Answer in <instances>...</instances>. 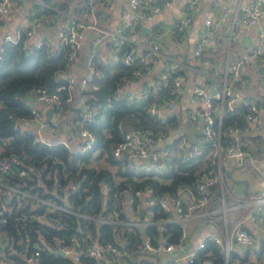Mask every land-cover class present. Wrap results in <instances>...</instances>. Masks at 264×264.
Returning <instances> with one entry per match:
<instances>
[{
    "label": "built area",
    "instance_id": "built-area-1",
    "mask_svg": "<svg viewBox=\"0 0 264 264\" xmlns=\"http://www.w3.org/2000/svg\"><path fill=\"white\" fill-rule=\"evenodd\" d=\"M79 0H75V4ZM107 3L106 0H82L84 11L75 13L67 4L64 8L48 3L45 0H35L30 11L29 23L26 28L17 29L14 35L4 34L0 39L4 43L16 44L21 39L22 47L47 46L53 52L64 50L66 60L73 61L76 57L83 29H99V20L96 15V6ZM172 0H126V7L119 14V24L113 30H101L109 39L110 55L106 57L112 64L128 66L133 63L134 57H138L137 66L132 70L131 78L124 80H138L147 78L143 87L132 93L122 92L121 85L117 87V93L133 101L143 98L150 91L157 96L161 88H167V96L159 101L152 100L146 107V112L165 121L168 116L160 113V107L169 111H176L179 96L184 88L185 74L181 72L182 63L176 57L162 52L157 42V29H151L149 35H140V27L149 21L153 14L169 6ZM200 0H185L182 15L175 24V31L183 36L193 21L195 11ZM219 10L215 19L206 18L199 33L198 40L193 48V55L204 65L202 74L208 79L206 85L195 84L187 98L190 104L196 107L188 113V119L197 126L199 134L212 146L211 154L216 163V170L204 173L195 181L194 189L181 188L175 194H164L158 197L151 196V188L122 189L119 194L124 197L105 212L97 215H82L91 221L106 224H122L135 226L140 231L138 253L143 254L146 264H216L215 259L209 254L199 256L209 242L219 246L224 254V264H229L230 254L234 246L241 251L237 256L244 257V264H257L256 253L260 250V240L255 238L245 227L246 220L254 224L255 228L264 236V217L256 213L252 206L264 202V188L248 198H232L228 201L225 196L226 189L223 181L222 169L230 159L244 160L252 158V152L244 147V140L252 134L253 128L264 123V100L260 101L258 95L247 91L248 79L243 75L242 69L247 64H254L264 49V24L261 18L264 16V0H246L237 7L229 29V43L238 40V33L242 26L256 27V39L250 43L235 58H228L221 70H218L205 55L215 28L227 17L229 10L215 0ZM12 6L11 0H0V18L5 16ZM60 15H65L67 20L56 29L53 40L49 44L43 37L32 39L42 26L49 24ZM122 41L130 43L118 54ZM97 40H93L85 62V73L80 77L79 84L82 89H96L92 82L97 74L94 58L97 56ZM161 59V67L156 77H151L153 60ZM75 80L67 76L63 82L58 83L53 89L45 87L31 88L30 95L43 105L57 106L60 103V92L64 91L69 99V94ZM264 90V85H263ZM263 102V104H262ZM237 103L247 109L245 120L247 125L233 124L225 129L221 127V116L225 108L233 109ZM29 114L12 118V128H19V124H37L36 129H45L53 132L58 127L54 118L48 121L42 120L38 108L29 106ZM80 122L78 130L71 140L46 141L32 131L33 142L38 141L47 145L59 143L73 153H84L91 150L94 142V134L84 128V122H95L103 118L101 105L98 103L84 102L79 111ZM172 116V115H170ZM245 136V137H244ZM264 142V136H261ZM152 143V142H151ZM199 151L200 148L193 149ZM114 157L124 156L127 164L138 160L152 166V160L156 158L151 144L141 131L127 130L123 132L119 140L112 148ZM151 155V159L147 160ZM21 160L13 155L0 156V187L8 189L12 196V203L0 204V223L4 221L5 212L11 208L24 209L28 216L39 221H57V218L66 214H76L64 205L56 204L51 200L40 196L36 191L19 186L6 185L1 181L9 170L19 167ZM139 168L140 166H136ZM23 173L18 168L17 174ZM264 178V174H261ZM76 183L68 178L63 189H75ZM102 191L107 190L105 183L101 184ZM124 213L127 218H119V213ZM80 215V214H76ZM171 224H178L180 231L174 239ZM200 226H209L193 242V234ZM3 247L0 244V250ZM62 256H71L75 264H107L121 262L122 250L119 245L112 242H100L95 238L87 237L83 248L70 247L59 248ZM40 249L35 248L24 257V264H42L39 259ZM86 257V260H82ZM235 263L238 262L234 258ZM0 264H12L10 260L1 257Z\"/></svg>",
    "mask_w": 264,
    "mask_h": 264
},
{
    "label": "trees",
    "instance_id": "trees-1",
    "mask_svg": "<svg viewBox=\"0 0 264 264\" xmlns=\"http://www.w3.org/2000/svg\"><path fill=\"white\" fill-rule=\"evenodd\" d=\"M45 1L51 3L50 0ZM52 4L64 8L67 3L65 0H54ZM71 11H84L82 0ZM128 45L129 42L122 41L118 54ZM1 48L0 156H16L21 160L19 167L23 170L18 175L19 167L13 166L1 181L6 185L36 191L40 196L80 214H66L55 222H46L30 218L24 209L12 207L10 212L3 213L4 221L0 223V244L3 245L1 257L10 260L12 264H24V257L38 248L42 264H75L71 256H62L57 250L62 247L81 250L87 237H91L100 242H112L121 248V262L107 264H146L143 254L137 251L140 242L137 227L95 222L82 215H97L113 207L116 200L124 197L118 194L124 188L133 190L150 187L153 197L173 195L181 188L193 190L195 181L202 174H212L216 170L210 142L200 135L204 141L199 151H193L192 146L178 132L183 122L177 114L161 121L146 112L150 101H159L167 96V88L159 89L157 96L150 91L143 98L133 101L117 93L120 83L131 78L138 57H134L132 64L123 66L112 64L99 54L93 61L97 74L92 82L96 89H83L81 92L84 102L100 104L103 112L101 120L82 124L95 136L92 149L79 154L59 143L47 145L33 142L31 132L12 128V118L29 114L28 97L31 88L53 89L63 82L70 61L66 60L63 49L53 52L44 45L23 48L21 39L16 44L4 43ZM180 70L184 73L182 68ZM69 110L71 107L67 94L61 91L60 103L53 106V111L60 116ZM246 111V107L240 103L231 110L225 108L221 116L222 129L233 124L247 125ZM73 112L80 122L79 111ZM127 130L141 131L148 139L156 154L151 167L138 160L127 164L123 155H112L113 146ZM244 143L246 147V138ZM98 158H102V165L95 167L93 161ZM137 165L140 167L137 168ZM68 178L76 183L75 189L62 188ZM102 183L107 185L104 192L100 187ZM1 203H12V196L5 187H0ZM261 208L264 212V204ZM119 218L124 220L127 217L121 212ZM180 229L178 224H171L170 239H174ZM204 253H209L216 264H224V254L216 244L209 242L199 252V256ZM86 259L82 257V260ZM256 259L257 264H264V241L260 242ZM245 260L246 255L239 257L231 252L229 264H244Z\"/></svg>",
    "mask_w": 264,
    "mask_h": 264
},
{
    "label": "crops",
    "instance_id": "crops-1",
    "mask_svg": "<svg viewBox=\"0 0 264 264\" xmlns=\"http://www.w3.org/2000/svg\"><path fill=\"white\" fill-rule=\"evenodd\" d=\"M12 6L8 13L0 18V39L4 34L14 35L17 29L26 28L29 23L30 11L33 8L35 0H11ZM107 3L96 6V15L99 20V29L115 30L119 24V14L126 7V0H106ZM159 1V0H149ZM246 0H219L228 10L227 17L215 28L211 41L205 50V55L210 59V62L221 70L225 61L230 58L237 57L244 48L256 39L255 26H242L238 33V40L235 43H229V29L234 17L235 11L239 4ZM49 2L53 3L54 0ZM67 5L72 8L75 0H65ZM185 0H172V3L153 14L152 18L144 22L140 27V35H149L152 30L157 29V42L160 44L162 52L172 55L179 59L182 63V69L185 74L184 88L179 96L178 106L176 111H169L166 108L160 107V113L164 116L177 114L183 122L178 132L184 136V139L192 146V150L200 148L203 139L200 138L197 126L188 119V113L193 110L196 105L190 104L187 100L191 88L195 84L206 85L208 79L202 74L204 65L200 60L193 55V48L198 40L199 33L206 18L215 19L218 17L219 10L215 5V0H200V3L195 11L193 21L188 30L183 36L177 35L175 24L182 15ZM67 20L65 15H60L52 20L49 24L38 29L36 35L32 39L43 37L50 44L53 40L54 33L59 25ZM261 23L264 24V16L261 18ZM99 29L85 28L83 29L80 46L76 57L69 62L67 72L64 77L70 76L75 80L69 94V102L71 110L57 116L53 111L52 117L57 120L58 127L53 132L37 128L36 122L30 124H19L21 130H28L37 133L40 138L46 141H57L61 139L71 140L74 138L79 121L76 119L73 110L80 111L85 99L81 96L82 88L79 84L80 77L85 73V62L93 40H97V52L103 57L110 55L109 39L102 34ZM153 68L151 77H156L161 67V59L153 60ZM264 49L254 64H247L242 69V73L248 79L247 91L258 95L261 100H264ZM260 70V71H259ZM147 78L138 80L124 81L121 85L122 92L132 93L140 90ZM29 100L34 98L28 97ZM263 104V102H262ZM43 105L35 100L32 106L38 107ZM45 106V105H44ZM42 115V114H41ZM43 117V115H42ZM75 120V121H74ZM253 133L246 138V148L252 152V158L237 160L230 159L228 164L223 167V181L226 189L225 196L228 201L232 198H248L253 194L258 193L264 188V142H261V136H264V123L253 128ZM117 178V177H115ZM264 204L252 206L256 213L264 217V212L261 206ZM245 227L247 230L260 242L264 241V236L254 226L253 223L246 220ZM209 226H200L196 233L193 234L192 241L195 242L199 235L203 233ZM241 250L234 246L233 252L236 254Z\"/></svg>",
    "mask_w": 264,
    "mask_h": 264
},
{
    "label": "water",
    "instance_id": "water-1",
    "mask_svg": "<svg viewBox=\"0 0 264 264\" xmlns=\"http://www.w3.org/2000/svg\"><path fill=\"white\" fill-rule=\"evenodd\" d=\"M264 69L263 67H260V70ZM259 70V71H260ZM34 102V98H31L29 100L28 106H32ZM39 112L43 115L42 120L48 121L53 114V107L51 105H39L38 107ZM151 159V155L148 156L147 160Z\"/></svg>",
    "mask_w": 264,
    "mask_h": 264
},
{
    "label": "rangeland",
    "instance_id": "rangeland-1",
    "mask_svg": "<svg viewBox=\"0 0 264 264\" xmlns=\"http://www.w3.org/2000/svg\"><path fill=\"white\" fill-rule=\"evenodd\" d=\"M96 153L94 152L93 155H95ZM93 165H95V167H99L102 165V158H98L95 161H93Z\"/></svg>",
    "mask_w": 264,
    "mask_h": 264
}]
</instances>
